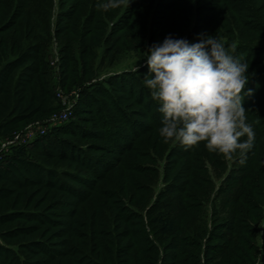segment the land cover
<instances>
[{
  "label": "rangeland",
  "instance_id": "374dc122",
  "mask_svg": "<svg viewBox=\"0 0 264 264\" xmlns=\"http://www.w3.org/2000/svg\"><path fill=\"white\" fill-rule=\"evenodd\" d=\"M105 2L0 0V97L10 75L33 104L0 115V160L13 153L30 161L21 176L0 180V264H52L74 248L82 264L84 253L86 264H114L95 247L111 229L122 251L130 240L145 242L154 264H264V0L97 9ZM201 34L226 48L235 42L232 54L249 64L243 106L255 139L243 163L159 135L145 54L167 36L192 44ZM41 92L46 103L37 101ZM53 132L57 144L37 141ZM178 190L185 203L175 208L166 200Z\"/></svg>",
  "mask_w": 264,
  "mask_h": 264
},
{
  "label": "clouds",
  "instance_id": "9594fccd",
  "mask_svg": "<svg viewBox=\"0 0 264 264\" xmlns=\"http://www.w3.org/2000/svg\"><path fill=\"white\" fill-rule=\"evenodd\" d=\"M130 3L107 0L96 7L107 12ZM236 48L235 42L226 48L218 38L201 34L198 43L167 36L148 49L150 75L144 83L159 104L163 117L159 135L165 143L173 141L185 149L203 143L208 152L227 161L240 157L243 163L255 133L243 106L249 64L232 54Z\"/></svg>",
  "mask_w": 264,
  "mask_h": 264
},
{
  "label": "trees",
  "instance_id": "16d2710c",
  "mask_svg": "<svg viewBox=\"0 0 264 264\" xmlns=\"http://www.w3.org/2000/svg\"><path fill=\"white\" fill-rule=\"evenodd\" d=\"M1 80V79H0ZM261 80V79H260ZM3 83L6 84L7 86H3L2 88V96L0 97V115L1 116H6V115H15L16 113H20V112H26L28 110V108L32 107V103L28 102V104H25L27 101V98H24L23 92L21 90H19V79L17 78H10V75H6L4 79H2ZM260 82V81H259ZM258 82V83H259ZM105 93L107 94V92L105 91ZM112 93V92H111ZM44 92L39 93L38 97H37V101L38 103H46L44 98ZM151 100V98H149ZM153 105V104H152ZM154 106V105H153ZM107 119L106 120H110V130L113 131V133H115L117 131L116 128H118V126L115 123V120L113 118H111V116H109L108 114H106ZM77 122V120H74ZM2 126V125H1ZM0 126V128H1ZM6 127V126H5ZM8 128H4L3 132L1 134H8ZM1 132V129H0ZM56 132V131H55ZM52 134H55L54 132ZM51 135H47V136H43L40 138V140H37L40 143H46L48 142H53L55 144H57V142H59V133H56V137ZM30 164V161L27 159H24L22 157H20L18 154H9L6 155L3 159L0 160V180L3 177L4 173H8V174H13L17 177L21 176L19 173H21L20 171H23V168H27V165ZM25 176V175H24ZM26 177V176H25ZM182 190H178L177 192H179V194L173 195L172 198H169L167 201V203H169V205L176 207H181L185 202V196L184 194L181 192ZM102 216L106 217H110L112 218L110 213H104ZM94 219V218H93ZM94 225H95V221H94ZM106 227V226H105ZM104 227V229H105ZM110 231V234L108 235L109 238H105L102 241L101 246L96 245L95 247H97V250H100L97 254L99 255V258L101 259V261H103L104 263H114L116 262V264H119V259L121 258V255H123V253H126V251H128V253L132 256V260L130 261L131 264H154L156 262V255L151 254L145 246V242L142 241V243H140L138 246L135 245L134 240H130L127 244H125V246H123V251L121 248V240H117L116 238H114L113 236L115 235V232L113 229L108 230ZM105 233V230H104ZM102 233V234H104ZM74 237L72 236L70 239V244L72 243V246L74 245V247H76L75 245V241L73 239ZM119 239V238H118ZM98 242V241H97ZM145 244V245H144ZM47 246H49V244H46ZM69 245V244H68ZM67 250H61L59 251V253L56 255L55 259L53 262L54 264H82L80 263V258L78 260L74 259L71 255V253H74L75 248L71 249V252L67 254H63V252H65ZM94 252V251H93ZM187 253V252H186ZM87 255L86 257V263L88 261H90V255L88 253H84L83 256ZM130 256V258H131ZM127 257V256H126ZM174 259H176L175 256H173ZM172 258V259H173ZM161 262L158 264H164L163 262V258H161ZM118 261V262H117ZM17 264H25L24 263V258L22 257H17L16 259ZM52 262V264H53ZM85 262H83V264H86ZM122 264V263H121ZM184 264V263H181Z\"/></svg>",
  "mask_w": 264,
  "mask_h": 264
},
{
  "label": "built area",
  "instance_id": "2783aa9c",
  "mask_svg": "<svg viewBox=\"0 0 264 264\" xmlns=\"http://www.w3.org/2000/svg\"><path fill=\"white\" fill-rule=\"evenodd\" d=\"M67 116H68V112L66 111V112H63L61 114L56 115V117H54V119L61 120L63 118H66Z\"/></svg>",
  "mask_w": 264,
  "mask_h": 264
}]
</instances>
